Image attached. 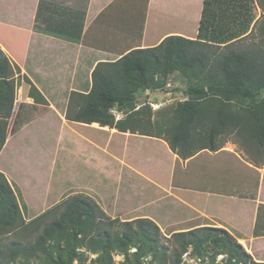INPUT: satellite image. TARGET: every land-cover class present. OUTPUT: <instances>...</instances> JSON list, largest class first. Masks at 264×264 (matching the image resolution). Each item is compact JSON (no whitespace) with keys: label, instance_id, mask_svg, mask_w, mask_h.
I'll use <instances>...</instances> for the list:
<instances>
[{"label":"trees","instance_id":"trees-1","mask_svg":"<svg viewBox=\"0 0 264 264\" xmlns=\"http://www.w3.org/2000/svg\"><path fill=\"white\" fill-rule=\"evenodd\" d=\"M180 1L176 5L172 0L170 10L168 4L166 9L162 5L157 18L160 27L168 19L172 23L176 19L193 21L196 9L192 1L187 0L188 4ZM258 1L264 17V0ZM246 3L244 0H204L198 32L202 39L169 35L156 46L133 49L115 61L99 62L91 73L90 89L71 91L66 120L97 122L122 132L156 135L181 159L204 150L218 151L223 145H218L217 140L225 141L227 136L237 138L248 153L263 157L264 98L257 96L264 89V48L236 47L253 30L243 36L236 32V25L248 23V16L242 11L247 9ZM258 27L264 36V19ZM20 72V67L0 46V151L6 142V117L13 109ZM172 73L185 79V98L170 110L161 111L160 118L153 121L152 106L141 103L138 107V96L147 90L164 88ZM24 78L30 85L28 96L36 104L47 105L44 94L28 76ZM114 107L123 111L124 117L116 119L111 111ZM107 221L113 224L115 220L90 197L76 195L25 222L14 189L0 171V234L20 235V240L0 246V264H11L18 259L53 264L54 250L63 241H70L74 247L85 243L98 255L101 264L110 263L112 252L127 255L133 248H136L133 252L136 258L150 255L151 263L163 261L165 251L159 244L161 229L155 221L145 217L123 221L121 232L107 231ZM97 225L104 227L93 234ZM171 237L180 248L174 255V264L181 263L183 253L189 248L204 258L207 246L212 250L213 260L223 255V264H264L256 261L221 227L201 226L172 233Z\"/></svg>","mask_w":264,"mask_h":264},{"label":"crops","instance_id":"crops-1","mask_svg":"<svg viewBox=\"0 0 264 264\" xmlns=\"http://www.w3.org/2000/svg\"><path fill=\"white\" fill-rule=\"evenodd\" d=\"M137 1L0 0V27L11 28L18 34L14 46L8 47V56L20 67V74L28 76L44 96L46 91H69L62 105L45 96L56 110L57 106L62 107L59 114L64 123H78L81 127L105 132L112 138L116 135L122 138L119 143L123 144V156L110 152L107 140L104 148L107 158H119L118 165L130 174L128 183L139 181L145 188L156 189L157 193L121 210L123 214L117 216L142 211L143 214L136 215L152 219L163 232L170 234L201 226L221 227L232 234L256 261L264 262V174L257 176L255 191L251 193L247 181L233 177L239 174L237 168H233V159L221 164L216 160L227 150H208L205 161L201 159L204 151L181 159L163 138L156 135L122 132L97 122H72L65 118L71 91L87 92L90 89L91 73L99 62L115 61L133 49L156 46L169 35L193 39L192 36H198L204 0H200L199 6H193L196 11L191 21L193 26L188 25V31L194 33L189 34L180 26L162 29L166 25L160 27L158 24L162 5L166 9L168 4L170 10L172 0H148L143 21L136 23ZM175 2L177 5L179 0ZM184 2L188 4L187 0ZM82 76L88 77L83 80ZM153 92L147 90L143 97L149 98ZM141 103L152 106L153 121L160 118L161 111L171 109L151 101L139 102L137 106ZM116 114L124 117L121 110ZM141 153L142 160L138 162ZM236 162L245 169L253 168L240 156L236 157ZM226 182H242L245 186L231 192L223 187ZM230 199L237 201V205L249 206L250 211L239 209L228 214L225 206ZM106 211L110 213L108 209Z\"/></svg>","mask_w":264,"mask_h":264},{"label":"rangeland","instance_id":"rangeland-1","mask_svg":"<svg viewBox=\"0 0 264 264\" xmlns=\"http://www.w3.org/2000/svg\"><path fill=\"white\" fill-rule=\"evenodd\" d=\"M191 1L193 5H200V0ZM244 1L247 2V9L243 8L242 11L246 12L245 17H249V19L246 17L248 23L243 26L236 25L235 28L238 29L236 32H240L243 36L249 33L252 28L253 30L248 37L238 42L236 47L245 48L259 45L264 48V36L258 30L260 22L264 19L261 3L258 0ZM135 5L138 6L137 13H135L136 23L138 20L142 22L147 12L148 0H138ZM181 21L182 19H176L172 23V20L168 19L164 22L166 27L173 24L174 27H170L180 26L182 30L186 31V34L194 33L191 29L192 32L188 31V25L192 28L193 22ZM241 22H244L243 19ZM16 36L18 34L13 29L0 27V44L3 43L1 46L7 54L8 47L14 46ZM192 37L203 38L200 35ZM85 77L88 76L81 78L84 80ZM16 79V99L9 117H6L7 138L0 151V171L5 174L14 189L19 211L24 221L28 222L76 195L90 197L111 220H115L113 224L110 221L105 224V228L109 232H121V222L139 218L136 213L143 214L142 211L135 213L129 211L123 217L117 215L123 214L120 212L121 210L146 200L147 197L157 193V190L145 188L139 181L131 180L132 183H128L130 174L118 165L119 158H107L106 150H104L107 140L111 141V143L107 142V145H110V152L120 153V156H123V144L119 143L122 138L118 135L112 138L105 132L84 128L78 123H64L59 114L62 108L60 105L56 110L50 103L47 105L36 104L32 98V101H28L30 85L22 75ZM168 80V84L164 88L154 90L149 98L143 97L144 93H140L138 102L151 101L157 103L159 107H171L183 100L185 98L183 93L185 79L178 73H172ZM45 93V96L62 105L68 98L69 91L58 89ZM257 98H264V89ZM122 116L118 117L116 114V119ZM217 142L218 145L221 143L223 145L218 151L227 150L230 153L223 152L220 154L221 158L216 160L221 164L231 162L233 159V168L235 167L239 171V174H234L233 177L247 181L249 191L254 192L257 176L264 174V156L248 153L234 136H227L225 141L223 138L218 139ZM206 155H209L208 150H204L201 159L205 161ZM238 155L253 168L250 170L240 167L237 164L238 160L236 162ZM142 156V153L138 154V162H141ZM224 185L223 187L231 192L242 190L245 186L242 182L239 184L226 182ZM236 202L232 199L228 201L225 206L228 214L231 215L239 209L244 212H247V209L250 211L249 206H240ZM107 209L110 213L106 211ZM220 212L222 213L223 210ZM50 217H53V214ZM103 227L97 225L92 233L96 234ZM171 235L169 232L160 230L159 244L163 245L165 251L162 262L151 263L150 255L136 258L133 255L136 248H133L127 255L116 251L112 252L109 264H174V255L180 248L173 241ZM18 240H20V235H15L13 232L0 234V246ZM204 254V258L199 257L189 248L187 252L183 253L180 264L224 263L223 255H219L216 260L212 259V250L209 246L205 248ZM53 256L55 261L53 264H101L97 260L98 255L88 249L85 243L74 247L70 241L68 243L63 241L56 246ZM37 261L29 263L26 260L18 259L11 264H36Z\"/></svg>","mask_w":264,"mask_h":264},{"label":"built area","instance_id":"built-area-1","mask_svg":"<svg viewBox=\"0 0 264 264\" xmlns=\"http://www.w3.org/2000/svg\"><path fill=\"white\" fill-rule=\"evenodd\" d=\"M111 111L116 115V113H117L118 110H117L116 107H114V108L111 109Z\"/></svg>","mask_w":264,"mask_h":264}]
</instances>
